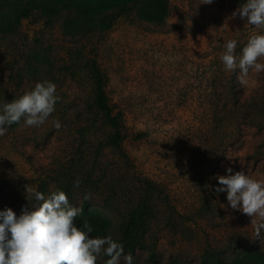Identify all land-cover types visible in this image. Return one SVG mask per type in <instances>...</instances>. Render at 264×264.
<instances>
[{"label": "rangeland", "instance_id": "1", "mask_svg": "<svg viewBox=\"0 0 264 264\" xmlns=\"http://www.w3.org/2000/svg\"><path fill=\"white\" fill-rule=\"evenodd\" d=\"M140 2L110 28L85 37L70 36L39 10L0 23V104L43 80L54 82L61 97L42 125L13 124L0 136V210H30L32 193L26 189H61L73 205L102 214L106 235L120 239L122 216L138 195L134 179L148 178L159 191L152 198L146 246L134 259L143 261L152 250L164 263L215 264L210 260L218 256L232 264L245 253H262L264 230L256 237L251 218L231 209L226 193L215 192L216 177L227 175V168L264 179V72L250 69L242 83L239 69L229 72L220 60L226 40L236 39L239 52L260 30L238 14L232 17L244 0H168L163 23L141 18ZM24 5L25 0L18 7ZM91 59L107 77L110 104L123 115L122 146L130 162L107 148L98 156L107 171H94L93 185L81 180L76 189L73 181L82 178L105 137L100 122L84 140L79 132L91 116ZM231 89L247 105L227 106ZM53 119L61 128L52 126ZM81 155L86 166L74 170L67 188L62 174ZM85 191L92 199L83 201Z\"/></svg>", "mask_w": 264, "mask_h": 264}, {"label": "clouds", "instance_id": "2", "mask_svg": "<svg viewBox=\"0 0 264 264\" xmlns=\"http://www.w3.org/2000/svg\"><path fill=\"white\" fill-rule=\"evenodd\" d=\"M213 0H202L211 4ZM247 20V25L259 29L252 34L237 52L238 41L228 39L223 44L220 60L225 70L235 72L243 83L249 70L264 72V0H244L232 12ZM61 99L56 84L50 80L35 82L34 86L11 102L0 104V136L8 127L23 123L38 127L55 111ZM55 129L61 128L58 119L52 120ZM227 175L217 176L216 193H226L228 206L251 218L255 236L264 230V179H256L245 171L227 168ZM81 180L73 181V188H80ZM31 209H22L17 215L11 208L0 210V264H134L131 253H125L124 244L113 235L90 236L93 226L84 222L77 227L73 220L82 214V204L73 205L68 194L61 189L47 194L26 189ZM83 201L92 199L85 191ZM255 217V219H253ZM107 257V259H104Z\"/></svg>", "mask_w": 264, "mask_h": 264}, {"label": "trees", "instance_id": "3", "mask_svg": "<svg viewBox=\"0 0 264 264\" xmlns=\"http://www.w3.org/2000/svg\"><path fill=\"white\" fill-rule=\"evenodd\" d=\"M22 1L0 0V23H4L12 15L15 21H20L39 10L40 14L47 16L50 21H60L64 32L70 36L85 37L88 34L110 28L113 22L126 14L138 0H25V5L19 8L18 4ZM137 13L146 21L163 23L169 14V2L168 0H141L137 7ZM86 66L92 81L91 102L89 104L91 116L84 123H81L79 132L82 140H84L85 134L95 122H100L105 132L103 141L94 149L93 161L89 167L84 169L80 179L82 184L87 187L93 185L94 171H98L99 175H103L107 171V165L98 161L100 152L108 148L114 152L120 161L126 163L130 161L122 146V141L125 138L123 115L120 111H116L109 102L106 92L107 77L95 59L88 60ZM227 96L225 104L232 109H240L247 105L243 103L241 95L235 89L229 90ZM82 156L77 160L72 159L62 174L67 182V188L71 183L74 170L86 166L85 161L83 163L80 161L83 160ZM135 178L138 195L134 204L128 206L122 216L119 239L123 242L125 251L132 255L136 253L137 249L146 246L145 237L154 212L152 198L159 191V186L155 181L148 178ZM75 222L78 228L84 222L91 224L93 232L89 235H106L107 219L100 213L89 211L85 205L82 208V214L77 217ZM254 260L264 264V252L245 253L236 258L232 264H254ZM210 261L215 264H224L218 256H213ZM134 264L170 263L162 262L154 251L149 250L143 261L134 259Z\"/></svg>", "mask_w": 264, "mask_h": 264}]
</instances>
